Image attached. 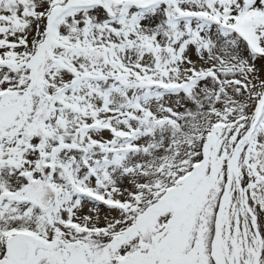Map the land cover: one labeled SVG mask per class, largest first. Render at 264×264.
Segmentation results:
<instances>
[{
    "label": "snow or ice",
    "instance_id": "6c2138e0",
    "mask_svg": "<svg viewBox=\"0 0 264 264\" xmlns=\"http://www.w3.org/2000/svg\"><path fill=\"white\" fill-rule=\"evenodd\" d=\"M0 264H264V0H0Z\"/></svg>",
    "mask_w": 264,
    "mask_h": 264
}]
</instances>
